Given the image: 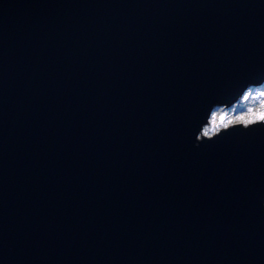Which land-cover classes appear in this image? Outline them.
Instances as JSON below:
<instances>
[{
  "label": "water",
  "instance_id": "95a60500",
  "mask_svg": "<svg viewBox=\"0 0 264 264\" xmlns=\"http://www.w3.org/2000/svg\"><path fill=\"white\" fill-rule=\"evenodd\" d=\"M249 70L264 0H0V264H264Z\"/></svg>",
  "mask_w": 264,
  "mask_h": 264
},
{
  "label": "snow or ice",
  "instance_id": "6c2138e0",
  "mask_svg": "<svg viewBox=\"0 0 264 264\" xmlns=\"http://www.w3.org/2000/svg\"><path fill=\"white\" fill-rule=\"evenodd\" d=\"M240 75H244V76L259 75L261 79H264V73L258 74L255 70H249ZM251 91H252L251 87H248L247 91L244 92L243 98L248 99L249 95L251 94ZM256 95L259 98L258 107H250L248 108L246 113H243L232 119H229L227 116H221L219 125L216 124L217 113L212 112L211 116H212L213 130L215 131V129L219 127L222 128L225 132L241 131L245 135L255 132L257 129L264 131V85H261V87L257 89ZM237 123L240 125L239 128H237ZM202 134L204 136H208L207 129H205Z\"/></svg>",
  "mask_w": 264,
  "mask_h": 264
},
{
  "label": "rangeland",
  "instance_id": "374dc122",
  "mask_svg": "<svg viewBox=\"0 0 264 264\" xmlns=\"http://www.w3.org/2000/svg\"><path fill=\"white\" fill-rule=\"evenodd\" d=\"M261 85H264V83L261 84ZM261 85L260 86H252L251 87L252 91H251V94L249 95L248 99H244L243 98L244 94H243L230 107H219V106L214 107L212 112H216L217 113L216 124L219 125L221 116H227L229 119H232V118H234L236 116H239V115H241L243 113H246L248 108H250V107H258L259 106V98L257 97L256 93H257V89H259L261 87ZM245 91H247V89ZM205 129H207L208 136H209V135L213 134L214 132L218 131L221 128L217 127L215 129V131L213 130L212 116L210 115L209 122H208V124L203 126L201 134L203 133V131Z\"/></svg>",
  "mask_w": 264,
  "mask_h": 264
}]
</instances>
